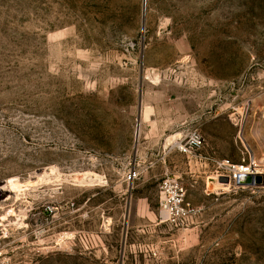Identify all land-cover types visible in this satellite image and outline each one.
<instances>
[{"label": "rangeland", "instance_id": "1", "mask_svg": "<svg viewBox=\"0 0 264 264\" xmlns=\"http://www.w3.org/2000/svg\"><path fill=\"white\" fill-rule=\"evenodd\" d=\"M195 129L264 175V0H0V264H264V185L211 183Z\"/></svg>", "mask_w": 264, "mask_h": 264}, {"label": "built area", "instance_id": "2", "mask_svg": "<svg viewBox=\"0 0 264 264\" xmlns=\"http://www.w3.org/2000/svg\"><path fill=\"white\" fill-rule=\"evenodd\" d=\"M206 145V140L200 130L195 129L186 134V136L175 142L174 147L179 152L187 155H195ZM256 161L249 158V161L243 159L242 162H233L229 158L213 160V173L215 179L224 186L241 187L250 180L251 176L258 175ZM263 175L262 173H260ZM141 172L135 168L128 171L125 181L129 184L139 179ZM229 181L226 182L225 180ZM185 188L179 179L168 172L161 179L159 184V217L160 222H170L171 224H182L191 214L192 209L185 200Z\"/></svg>", "mask_w": 264, "mask_h": 264}, {"label": "crops", "instance_id": "3", "mask_svg": "<svg viewBox=\"0 0 264 264\" xmlns=\"http://www.w3.org/2000/svg\"><path fill=\"white\" fill-rule=\"evenodd\" d=\"M195 156H197V158L199 159V161L201 163H203L207 166H210L211 171H209V173L211 175H209L208 179L212 180L211 183H213V180H216L215 175H214L213 170H212V168L214 166L213 160L222 159V156H221L219 149L216 146H214V144L207 143L201 151H199L197 154H195ZM132 189H134V187H132Z\"/></svg>", "mask_w": 264, "mask_h": 264}, {"label": "water", "instance_id": "4", "mask_svg": "<svg viewBox=\"0 0 264 264\" xmlns=\"http://www.w3.org/2000/svg\"><path fill=\"white\" fill-rule=\"evenodd\" d=\"M146 2V0H145ZM140 109H142V99L140 97ZM140 123L138 124V129L136 131V138L138 139L139 133H140V129H139ZM226 182H228L229 180L226 179ZM248 186H255V185H264V175H253L251 176L250 180L245 184Z\"/></svg>", "mask_w": 264, "mask_h": 264}, {"label": "bare ground", "instance_id": "5", "mask_svg": "<svg viewBox=\"0 0 264 264\" xmlns=\"http://www.w3.org/2000/svg\"><path fill=\"white\" fill-rule=\"evenodd\" d=\"M264 160V158H263ZM260 161V160H259ZM262 161V160H261ZM257 164V166H260L261 164H258L259 162L256 161L255 162ZM262 169L261 168H257V174L261 175L260 173H262ZM16 187V185H14L13 181L9 182L8 184L0 183V193L1 192H9V190H11L12 188Z\"/></svg>", "mask_w": 264, "mask_h": 264}]
</instances>
